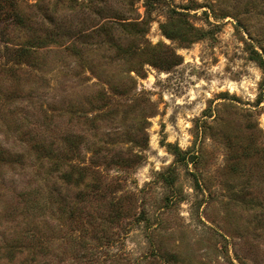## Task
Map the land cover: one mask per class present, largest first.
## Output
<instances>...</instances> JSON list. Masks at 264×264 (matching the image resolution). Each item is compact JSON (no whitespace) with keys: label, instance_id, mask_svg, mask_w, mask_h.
I'll list each match as a JSON object with an SVG mask.
<instances>
[{"label":"rangeland","instance_id":"obj_1","mask_svg":"<svg viewBox=\"0 0 264 264\" xmlns=\"http://www.w3.org/2000/svg\"><path fill=\"white\" fill-rule=\"evenodd\" d=\"M264 0H0V264H264Z\"/></svg>","mask_w":264,"mask_h":264},{"label":"trees","instance_id":"obj_2","mask_svg":"<svg viewBox=\"0 0 264 264\" xmlns=\"http://www.w3.org/2000/svg\"><path fill=\"white\" fill-rule=\"evenodd\" d=\"M262 60V59H261ZM263 61V60H262ZM264 62V61H263Z\"/></svg>","mask_w":264,"mask_h":264}]
</instances>
